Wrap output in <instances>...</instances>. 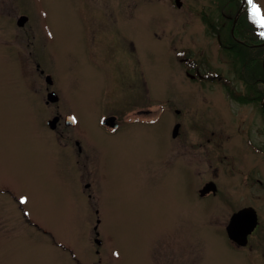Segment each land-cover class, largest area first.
Returning a JSON list of instances; mask_svg holds the SVG:
<instances>
[{
	"label": "rangeland",
	"instance_id": "rangeland-1",
	"mask_svg": "<svg viewBox=\"0 0 264 264\" xmlns=\"http://www.w3.org/2000/svg\"><path fill=\"white\" fill-rule=\"evenodd\" d=\"M254 2L264 17V0ZM235 6L0 0V264H162L168 257L171 264H264V58L253 63L255 52L233 43ZM104 12L107 39L127 50L121 61L116 53L107 59L109 42L87 40V13ZM21 15L29 17L24 26ZM229 87L253 99L233 98ZM51 90L61 98L59 112L94 131L101 157L88 179L75 176L59 143L66 138L43 124ZM143 105L156 118L130 122L124 136L97 123L112 110L130 116ZM174 122L184 133L178 160L193 167L189 193L178 168L171 179L141 174L154 148L171 144ZM208 181L218 195L202 200L195 188ZM246 206L257 210L260 228L238 250L226 227Z\"/></svg>",
	"mask_w": 264,
	"mask_h": 264
},
{
	"label": "flooded vegetation",
	"instance_id": "flooded-vegetation-1",
	"mask_svg": "<svg viewBox=\"0 0 264 264\" xmlns=\"http://www.w3.org/2000/svg\"><path fill=\"white\" fill-rule=\"evenodd\" d=\"M107 15L108 13L106 14L105 12L98 13V14L93 13L92 17H90V15L87 13V20H88L87 21V26H88L87 27L88 29L87 30V40L89 41L90 45H94V47H96L97 45L105 47L106 46L105 41L109 43L111 42V39L110 40L107 39V37L109 36V33L105 25V21L106 19H108ZM96 21L98 22V26L96 25ZM101 24H103V27H101ZM106 48L108 50L107 59L112 57L110 55H114L116 53V55L118 56V59L121 61L123 59L122 56L120 55L121 52L123 55L124 54L127 55V50L121 51L119 49V47L117 46L116 39L112 44L111 43L107 44ZM39 66L40 65H38V67ZM41 73L44 74V70H41ZM48 75L49 74L45 75V80L47 79ZM49 83L47 84L50 87H52L53 83L51 84ZM51 92L52 90L47 91V94H46L47 99L45 100V102H43L45 103V107H44L45 111L43 110L42 112V116L44 117V119L41 116L43 120V124H45V127H47L50 131L53 132L55 139L58 140V138H61V139H63V137L66 138L67 144L65 145H62V143L59 141L58 142L61 144L63 148L67 150V159L69 161L72 160L74 164L76 165L77 171L74 172L75 176H77L78 179L81 181L84 178L88 179L92 175L94 171V167L96 165L95 156L98 155L99 158L101 157V153L99 151V148L97 147V139L94 134V131L92 127H86L85 125L80 126L79 119L74 114L70 112H68L67 114H63L62 112H59L58 108L60 107L61 109L60 105L62 103L61 98L59 94L57 93L56 95L58 96V100L56 102L50 101L49 96ZM144 106L145 105L137 109L130 116H127L126 113H124L123 111L112 110L111 112H107L106 115L100 116L97 119V123L100 125V127L105 133H107L108 135L112 137L120 135L121 131L124 132L123 134L124 136L127 131V126L130 124V122L131 124H135V123L141 124L144 120H149V119L154 120L156 118V117L148 118L149 115H152L151 113H148V112H151L152 110L145 109ZM51 107L57 108V109H55V113L53 115L48 117L47 111ZM69 115L74 116V123H72V119H68ZM55 118H57V122H56L55 127L52 128L49 122ZM110 118H113V121L111 123H105V124L103 123L106 119L109 120ZM177 125H180V127L178 129V132H175ZM181 127H182V124L179 122L177 123L174 122L172 124L171 131H170L171 144L168 146L167 149H163L160 146H157L154 148L153 150L154 158H153L152 163L151 164H145V163L140 164V169L143 167V170L141 171L142 175L147 174L148 176L154 179H163L164 177L166 178L169 177V179H171V177L174 175L175 171L178 168V170H180V178L182 176L185 177L186 186H187V180H186L187 173L189 171H192L193 167L191 164L187 163L186 160H183L181 158H179L178 160V156L176 155L177 151L175 149L177 147L176 141L184 135V133H182ZM68 128L71 129L73 132L71 135L65 134V130H67ZM189 146L191 147V145ZM161 153H162V157L160 156ZM184 173L185 175H183ZM118 177H119L118 173H115L113 178H118ZM209 182H212V181L205 182L204 185H202V187L195 188L199 198L202 200L209 199V198L215 199L218 195L217 193L218 187H216V189L214 190H210L209 192L203 195L200 193L202 188ZM84 187L86 189H89L91 187V184L86 183L84 184ZM191 191H192V188H189L187 186L186 193H189ZM89 196L91 197V195ZM259 228H260V219H259L257 228L248 238V244L252 236L258 231ZM231 244L234 246L235 249H238V250H245V248L248 247V244L244 247H241V246L236 245L233 241H231ZM155 246H156V251L152 253L153 258L156 257L160 253V249H161V244L159 242L155 243ZM163 248L167 250L168 253L169 252L170 254L173 253L170 245L164 244ZM171 262H172L171 258L168 257L167 259L163 260L162 264H171Z\"/></svg>",
	"mask_w": 264,
	"mask_h": 264
},
{
	"label": "trees",
	"instance_id": "trees-1",
	"mask_svg": "<svg viewBox=\"0 0 264 264\" xmlns=\"http://www.w3.org/2000/svg\"><path fill=\"white\" fill-rule=\"evenodd\" d=\"M229 2L234 4V6L236 5L237 11H240L236 23L234 24V20L232 21V27H234V33L232 34L235 35V38H233V43H236L244 50L255 52L257 57L254 56L251 62H262V59L264 58V19L262 18L261 14L259 16H253L251 6L248 2L242 7L241 10L240 7L242 5V0H229ZM232 34L230 35L231 37ZM228 89L230 95L233 98L241 101L253 99L250 97L247 98L242 94H237L232 90L231 87ZM257 94L260 93L257 92Z\"/></svg>",
	"mask_w": 264,
	"mask_h": 264
},
{
	"label": "water",
	"instance_id": "water-1",
	"mask_svg": "<svg viewBox=\"0 0 264 264\" xmlns=\"http://www.w3.org/2000/svg\"><path fill=\"white\" fill-rule=\"evenodd\" d=\"M28 21V17L23 16L19 19L18 25L24 26ZM48 81L52 83L51 77H48ZM50 101L55 102L58 100V96L55 93H51L49 96ZM113 118H110L106 123H111ZM57 118L50 121L52 128L55 127ZM179 125H177L175 132H178ZM216 189V185L211 182L204 186L201 190V194H205L210 190ZM258 225V215L253 207H245L231 216L230 222L227 225V234L229 238L235 241L238 245H246L248 242V236L254 231ZM98 244H101L100 240H97Z\"/></svg>",
	"mask_w": 264,
	"mask_h": 264
},
{
	"label": "snow or ice",
	"instance_id": "snow-or-ice-1",
	"mask_svg": "<svg viewBox=\"0 0 264 264\" xmlns=\"http://www.w3.org/2000/svg\"><path fill=\"white\" fill-rule=\"evenodd\" d=\"M248 3L251 6L253 16H259L260 8L253 2V0H248ZM21 202L23 203V201Z\"/></svg>",
	"mask_w": 264,
	"mask_h": 264
},
{
	"label": "bare ground",
	"instance_id": "bare-ground-1",
	"mask_svg": "<svg viewBox=\"0 0 264 264\" xmlns=\"http://www.w3.org/2000/svg\"><path fill=\"white\" fill-rule=\"evenodd\" d=\"M242 8H240V10H241ZM239 14H240V11L238 12V15H237V17L234 19V24L236 23V21H237V19H238V16H239ZM232 31H234V27L232 28Z\"/></svg>",
	"mask_w": 264,
	"mask_h": 264
}]
</instances>
